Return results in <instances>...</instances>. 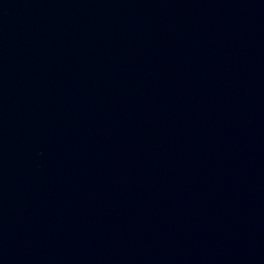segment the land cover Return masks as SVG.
Segmentation results:
<instances>
[{"label":"water","instance_id":"water-1","mask_svg":"<svg viewBox=\"0 0 264 264\" xmlns=\"http://www.w3.org/2000/svg\"><path fill=\"white\" fill-rule=\"evenodd\" d=\"M0 264H264V0H0Z\"/></svg>","mask_w":264,"mask_h":264}]
</instances>
